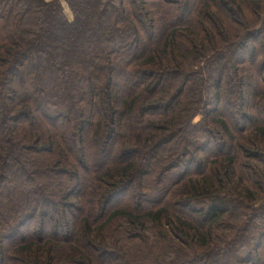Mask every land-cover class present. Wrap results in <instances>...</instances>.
Listing matches in <instances>:
<instances>
[{
  "label": "trees",
  "instance_id": "16d2710c",
  "mask_svg": "<svg viewBox=\"0 0 264 264\" xmlns=\"http://www.w3.org/2000/svg\"><path fill=\"white\" fill-rule=\"evenodd\" d=\"M0 264H264V0H0Z\"/></svg>",
  "mask_w": 264,
  "mask_h": 264
},
{
  "label": "rangeland",
  "instance_id": "374dc122",
  "mask_svg": "<svg viewBox=\"0 0 264 264\" xmlns=\"http://www.w3.org/2000/svg\"><path fill=\"white\" fill-rule=\"evenodd\" d=\"M62 4H63V7H64V12H65L66 17H67L69 20H71V19H72L71 13L69 12L67 6L63 3V1H62ZM198 120H199V117H197V118L194 120L193 123H196Z\"/></svg>",
  "mask_w": 264,
  "mask_h": 264
}]
</instances>
